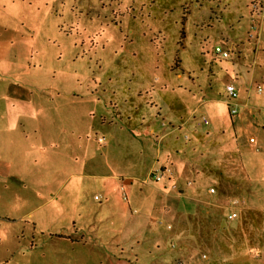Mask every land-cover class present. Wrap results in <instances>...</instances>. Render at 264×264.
<instances>
[{
    "label": "rangeland",
    "instance_id": "1",
    "mask_svg": "<svg viewBox=\"0 0 264 264\" xmlns=\"http://www.w3.org/2000/svg\"><path fill=\"white\" fill-rule=\"evenodd\" d=\"M12 1H1L9 15L0 39L18 32L37 42L41 66L31 72L70 91L58 97L73 120V133L57 137L58 149L69 145L66 162L79 169L87 152L88 173H136L144 190L122 191L136 207L124 222L116 180L57 177L65 212L42 228L34 223L52 205L35 209L32 186L10 188L0 204V264H264V82L260 91L240 81L254 61L264 68V10L253 16L260 0ZM229 83L242 103L236 115L225 103ZM75 211L93 239H39L49 227L74 233Z\"/></svg>",
    "mask_w": 264,
    "mask_h": 264
},
{
    "label": "crops",
    "instance_id": "2",
    "mask_svg": "<svg viewBox=\"0 0 264 264\" xmlns=\"http://www.w3.org/2000/svg\"><path fill=\"white\" fill-rule=\"evenodd\" d=\"M1 1L2 0H0V27L2 26V22H4V17L9 15L8 10H5L7 9V4ZM263 1L264 0H260L257 5L253 6L254 17L256 13L260 14V12L264 10ZM13 2L16 4V0H13L12 3ZM13 12L17 13V11ZM4 24L7 23L4 22ZM3 26L5 30L8 29L6 25ZM19 34L20 33L17 32L14 38L10 35V41L7 39L2 40L3 38L0 39V204H7V199L4 197L7 195L8 191H11L10 188L14 187L19 189V186L23 188L29 186L34 187L36 195L39 198L35 209L39 208L40 210L46 205H52V209H50L52 212L49 210L47 215L39 216L37 218L38 221L34 223L36 225L39 222L38 225L44 228L42 224L45 219L50 218L52 220V216L54 217L55 214L65 212V210H59L60 207H66L64 202H56L57 196H59L57 195V190L62 187L65 180L67 182L69 179H72V177L85 178L100 176L102 179H114L117 181L116 188L119 189L121 193L124 189L128 191L132 187L133 189L131 190L135 193L134 190L138 187L139 183L137 180H140L142 175L136 173L126 174L124 172L115 171L105 175L88 173L86 168L88 163V155L86 156L87 152L84 153V162L79 169L73 168L72 160L66 162L65 155L69 145L64 141L65 145L62 144L58 149L57 137H65V133L67 134L68 129V133H73V129H71L73 128V120L67 117L66 114H64L66 110L62 109L67 104L66 100L58 97L63 94L62 92H64V94H70V91L64 88L58 89L56 86L53 87V83L51 84V82H49V86L46 84L40 85L38 82L39 75L31 71L37 66H41V48L37 42H25L22 39L23 34L21 33L22 38H20ZM253 49L256 55L260 53L259 45L253 47ZM35 55H37V57H35ZM262 68L263 67L258 61H254L250 71L242 74L240 81L243 84L246 83L249 88L255 86V84L261 86L264 82V68ZM225 103H227L226 100ZM237 103L239 107L242 106V103ZM243 105L249 107L250 103L246 100ZM229 109L231 110V108ZM56 111L61 113L59 118L56 117ZM239 111L238 109L236 114H238ZM131 134L133 135L134 133L131 132ZM71 146L70 144V147ZM58 155L64 156L65 159L64 157H61L62 159L58 158ZM152 170L153 169L148 170L147 176L143 180L146 184L149 183ZM64 175H66V179L60 182V186L55 191L57 186L52 184L53 181H55L57 177L59 178ZM138 188L144 190L142 186ZM71 190L68 194L71 192L74 193L73 189ZM178 191L181 195H184L186 188L180 186ZM109 194L108 192L107 195ZM96 196L97 194L95 198ZM122 196L127 201V205L126 203L124 204L125 208L122 212V217L124 218V222L128 219L130 222L132 221L131 219L135 217V213L133 212L136 210L134 209L135 204L130 201L129 197L127 199L123 193ZM144 196H146V194ZM22 199L23 198L19 197L17 201L14 202L16 204L22 201L24 202ZM108 202H110V200H108ZM102 210L104 211V205L97 212V215H99L97 216L98 218L101 217ZM71 213L72 223L77 227L74 233H68L65 230L56 231L54 233L49 227L47 231L48 234L44 233L43 229L42 231L38 230L41 232L36 233L39 234V236L41 235L39 239L42 237H50V239L53 240V244H56L55 240H70L72 243L77 244L90 241L92 237H90L89 234L83 233L81 227L78 228V224H82L78 219V217H82L81 212L75 211L76 215H74L73 212H70V215ZM113 215L114 213H110L106 215V218L113 217ZM34 237L35 236H33V238ZM94 238L95 244H97L98 242L96 243V239H98V237L94 236ZM33 244L34 241H32V245Z\"/></svg>",
    "mask_w": 264,
    "mask_h": 264
},
{
    "label": "built area",
    "instance_id": "3",
    "mask_svg": "<svg viewBox=\"0 0 264 264\" xmlns=\"http://www.w3.org/2000/svg\"><path fill=\"white\" fill-rule=\"evenodd\" d=\"M263 18H264V15H263ZM216 51L217 52H221L224 57L229 56L228 51L223 50L220 46H217L216 47ZM259 90L260 91H263V87L262 86H259ZM227 93H228V101H227V103L229 105H231L230 112L232 114H236L238 112L239 105H238L237 102L236 103H233L232 99H234V100L237 99V97H238V89H237V87L235 86L234 83H229L227 85ZM204 122L206 124H208L209 123V120L207 118L206 119L204 118ZM103 140H104L103 138H100V141L101 142H103ZM153 176L156 178L157 181L162 180V177H163L161 174H154ZM211 191L214 192L215 191L214 188H212ZM96 198H99V196L97 195ZM229 217L230 218H235V217H237V213L236 212H233L232 214H230Z\"/></svg>",
    "mask_w": 264,
    "mask_h": 264
}]
</instances>
